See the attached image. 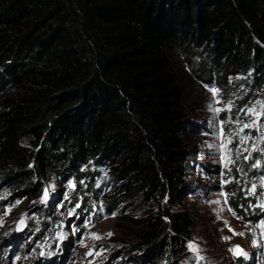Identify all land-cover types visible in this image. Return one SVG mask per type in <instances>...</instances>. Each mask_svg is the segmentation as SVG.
I'll return each instance as SVG.
<instances>
[{"label":"trees","instance_id":"trees-1","mask_svg":"<svg viewBox=\"0 0 264 264\" xmlns=\"http://www.w3.org/2000/svg\"><path fill=\"white\" fill-rule=\"evenodd\" d=\"M197 80L264 97V0H0V186L43 201L49 178L104 171L108 264H192ZM244 185L230 210L254 221Z\"/></svg>","mask_w":264,"mask_h":264},{"label":"rangeland","instance_id":"rangeland-1","mask_svg":"<svg viewBox=\"0 0 264 264\" xmlns=\"http://www.w3.org/2000/svg\"><path fill=\"white\" fill-rule=\"evenodd\" d=\"M183 67L196 82L193 69ZM197 83L195 87L199 88L193 93L200 94V101L194 104L196 111L191 119L198 125L199 136L193 139L196 153L188 178L191 189L183 207L195 222L192 242L205 258L199 264H264V227H260L264 224V139L255 128L239 132L243 123L251 121L243 110L264 103V97L250 99V95L232 87L217 89L214 96L211 89L216 88ZM245 135L250 139L241 145L239 138ZM257 162L259 166L254 167ZM242 169H248L246 175ZM241 179L259 201L254 207L258 209L254 221L239 219L230 210L229 201L241 188ZM111 184L104 171L95 172V190L70 175L64 179L52 177L43 189V201L14 200L0 186V244L9 249L10 255L13 249L22 251L16 257L8 255L5 264H108V257L119 245L115 235L117 217H106L99 200L105 199ZM42 206L47 212L37 215ZM229 227L243 235H234ZM109 232L113 235L106 236ZM92 234L106 238L96 239ZM223 237L231 239L225 241ZM28 238L32 245L26 250L22 244ZM237 245L245 255L234 257L229 251ZM190 257L192 264H197L191 251Z\"/></svg>","mask_w":264,"mask_h":264},{"label":"snow or ice","instance_id":"snow-or-ice-1","mask_svg":"<svg viewBox=\"0 0 264 264\" xmlns=\"http://www.w3.org/2000/svg\"><path fill=\"white\" fill-rule=\"evenodd\" d=\"M211 91L213 92L214 96L218 93L217 89H211ZM243 111H244L245 115H247L251 118V121H250V123H243L242 127L239 129V132H243L244 129L255 128L257 131H260L262 133L260 138L264 139V121L261 120V118L264 117V103L257 102L256 106L249 107L247 109H244ZM236 123H240V121L237 120ZM239 132L237 133V135H239ZM249 139H250L249 135L240 136L239 142L241 145H244V144H246V142ZM229 142H231V141H229ZM253 150H255V145H253ZM244 151H248V149L245 147ZM261 151H264V149H261ZM248 158L249 157L245 156V159H248ZM253 166L258 167L259 163L257 162ZM254 189H255V185H253V192H254ZM45 198H47V190H45ZM17 203H19V202H17ZM78 206L79 205H77V207ZM262 206H264V205H262ZM9 211H10V209H9ZM114 215H115V213H113V216ZM234 215H235V213H234ZM20 223L21 224L23 223V218L21 219ZM225 223H227V222H225ZM260 227H264V224H261ZM17 230L19 231L20 229L18 228ZM229 231H232L234 235H243V233H237V232H235L234 229H231L230 227H229ZM92 235L96 239L106 238V237L100 236L99 234H92ZM111 235H113V233H111V232L106 234V236H111ZM222 239L225 241H228L231 239V237H223ZM188 248L194 254V257L197 260V264H199V261L205 259L203 256L200 255L201 249L194 242H190L188 245ZM229 251L233 253L234 257L240 256V255H245V253L243 252V249L239 245L235 246L234 248L229 249ZM41 254H43V253H41ZM88 254L92 255L91 252H89ZM97 254H99V253H97ZM17 259H20V258L17 257Z\"/></svg>","mask_w":264,"mask_h":264}]
</instances>
